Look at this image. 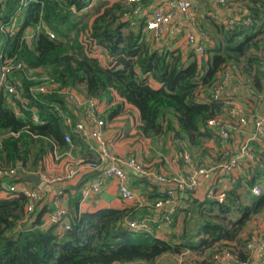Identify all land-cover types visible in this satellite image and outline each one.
<instances>
[{"label":"trees","instance_id":"trees-1","mask_svg":"<svg viewBox=\"0 0 264 264\" xmlns=\"http://www.w3.org/2000/svg\"><path fill=\"white\" fill-rule=\"evenodd\" d=\"M248 2L238 24L229 26L228 18L219 26L211 23L219 38L209 37L206 60L200 61L191 48L183 57L178 50L146 41L139 27L132 29L122 21L125 9L116 2L100 3L79 14L69 7L77 12L84 0H4L0 26L7 25L17 11L19 16L13 36L0 32V56L22 63L26 73L14 69L6 80L21 92L23 101L15 105L22 117L15 115L0 91V164L16 173H33L54 147L65 146L62 137L67 128L59 113L71 114L67 103L56 94L29 95L28 88L38 81L28 80L27 72L46 75L60 88L103 105L117 99L107 109L108 120L120 114L123 105L132 107L145 137L172 132L190 145L215 137L206 122L224 113V99L211 100L209 91L223 71L233 68L249 89H264V71L259 69L264 53L262 58L257 54L264 47V0ZM36 23L44 24L53 38L40 30L29 47L21 37ZM254 149L257 165L245 187L258 186V196L248 195L243 205L235 192L239 184L227 192L222 204L204 198L191 201L186 193L178 232L164 238L125 229V221H139L126 209L78 211L79 192L66 199L68 230L57 225L40 229L43 215L53 209L51 203H40L25 218V199L0 185V264H153L162 255L182 252L202 256L196 264H212L211 256L224 249L246 261L241 234L264 210V148L255 145ZM16 181L2 179L0 184ZM147 185L153 192L158 189L156 183L147 181ZM161 196L162 190L150 197L152 203Z\"/></svg>","mask_w":264,"mask_h":264},{"label":"built area","instance_id":"built-area-1","mask_svg":"<svg viewBox=\"0 0 264 264\" xmlns=\"http://www.w3.org/2000/svg\"><path fill=\"white\" fill-rule=\"evenodd\" d=\"M4 0H0V5ZM84 5L76 12L74 6L69 7L71 13H86L90 12L95 6L100 3H118L125 9L121 19L123 22L132 28H140L141 33L146 41L157 43L165 31L167 35H173L178 32L179 27L176 24L177 19L192 21V3L190 0H84ZM236 0H216L217 6L227 8ZM19 11L9 20L7 25L0 26V32L13 36L18 30ZM233 24L232 21H227ZM247 25L248 22H242ZM195 26V25H194ZM193 26V27H194ZM167 29V30H166ZM46 32L49 38H53L46 26L42 23H36L34 27L24 30L21 39L30 47L34 37L39 31ZM200 36L206 40L205 33ZM183 40L186 45H194V54L200 61L206 60V46L195 43V34L187 32ZM19 70L24 73L25 66L13 59L0 56V91L5 94L6 103L14 109V113L18 117H22L21 112L15 105L16 101L22 102L21 92L14 86L7 83V77L12 70ZM28 80H37L38 84L28 88V94L33 96L36 94L50 95L56 94L67 103L71 114L60 112L59 115L63 121V125L67 128L64 131L62 141L65 145L72 144V136L81 140L88 147L94 145L98 148L97 163H90L92 169L100 168V178L102 180L113 179L116 183L117 196L123 201H133L134 194L130 191L127 185V176L125 171L137 175L139 178L151 179L155 183L163 187L161 198L152 204V208L156 212V219L145 221H126L123 227L128 231L138 233L154 234L150 224H154L156 229H168L172 225L174 216L176 215L178 202L184 197V194L190 195L204 189L203 198L207 201H213L217 204L224 203L226 199L225 191L227 187H231L236 182V173L242 169H247L257 163V158L254 152L249 147V142L260 143L264 138V114L257 115L253 118L252 132L248 135L245 141L240 144L238 152L234 155H229L227 149L228 135L230 133L240 134L246 127V119L243 116L244 111L228 106V83L232 74L228 70L223 71L218 81L215 83L212 90L209 91V98L217 101L220 97L224 99L225 111L223 114L216 116L214 119L206 122L208 128L218 125L217 138L222 150L210 163L209 157L206 154L198 155L194 159L188 150L186 139L180 138L175 141V149L172 155V161L176 164L182 163L183 174L179 177H165L156 173L150 167L138 163L133 158L115 159L106 147L103 139L102 129L104 122L100 118L98 111L97 100L87 98L79 94L77 91L70 88H60L56 83L46 77L32 76L27 72ZM231 75V76H230ZM258 103L264 106V89L256 96ZM25 103V102H24ZM22 103V104H24ZM227 104V106L225 105ZM31 119L36 122V119L31 115ZM1 141V140H0ZM110 161L109 166L100 167V163ZM78 162H82L81 160ZM75 165H66L62 174L57 176H48L44 172L25 173L27 175H36L40 181L39 187H33L29 183H24L18 180L16 169L5 168L0 164V180L2 179H17L16 182L10 184H0L2 190L13 195L22 196L25 199L23 211L25 218L31 214L35 207L42 202L44 197V187L53 186L63 183L71 179L76 174ZM24 174V173H22ZM217 175V179L210 183L211 179ZM99 182H93L89 185L82 186L79 190L81 198H86L89 194H97L99 191ZM260 188L256 185L248 189L246 196H258ZM65 201L60 194H56L51 200L53 209L47 213L41 220L38 226L40 229L47 228L51 225H57L60 229L66 231L69 229L70 216L65 207ZM256 244L260 247L264 246V233L258 230H253L245 238V249ZM213 264H247L246 261H238L236 257L228 250L214 253L211 256ZM264 264V260L261 262Z\"/></svg>","mask_w":264,"mask_h":264},{"label":"crops","instance_id":"crops-1","mask_svg":"<svg viewBox=\"0 0 264 264\" xmlns=\"http://www.w3.org/2000/svg\"><path fill=\"white\" fill-rule=\"evenodd\" d=\"M203 1L205 2V8L209 13L208 16L204 14L203 17L209 18H206V20L203 19L199 27L196 22H193L194 24H192L188 21L177 19L176 24L179 27L178 32L173 35H167V31H165V33L160 38H158L157 45L163 44L165 48L170 51L173 49L178 50L179 53L183 57H185L190 48L194 51V45H189L190 48H185L186 44L183 40V37L187 32L195 34V43L201 42L200 44L209 46L211 45V42L209 40L210 36H212L213 39L219 38L218 32H216V29L211 26V23H213L215 26H219L222 25L228 18V22H233L232 25L228 23L229 26L238 24L237 19L239 18L241 13H246V6L249 5L248 0H236L235 2L230 4L228 8H220L219 6H217L216 0ZM202 30H204V33L207 36L206 40L200 36ZM263 53L264 47L263 49L259 50L257 54L260 56V58H262ZM259 67L261 71H264V59H262L259 63ZM228 72L229 74H232V76L230 75L231 79L227 87L228 100L226 102L228 103V106H234L244 111L243 116L246 119V127L242 133L236 134L232 132L228 135L227 145H225L224 147L227 149L228 154L231 156L238 152L240 144H242L248 137V135L252 132L253 118L257 115L264 114V106L258 103V98L256 97L262 90L254 91L252 89H249V87L246 86L244 79L239 75L238 71L234 70L233 68L228 67ZM154 87L156 86L154 85ZM199 100L202 101L201 96H199ZM115 102L110 105H103L97 100L100 118L104 122V127L102 129L103 139L110 155H112L115 159L133 158L138 163L150 167L153 171L165 177H179L183 174H186V172H183V166L181 162L175 164L172 161V155L174 153L176 141V137H174L173 133L166 132L162 135L154 137H145L141 133L138 134L137 128L139 127L140 122L137 112L132 107L126 104L123 105V110L120 114L108 120L107 109ZM225 105L227 106V104ZM125 120H127L126 124ZM170 121L173 125L174 120L171 117ZM126 128L128 129L125 130ZM210 128L214 130L215 137L211 139H205L197 145H190L188 144V142L187 144L188 150L193 155L192 157L194 159H197L199 157L198 155L206 154L209 157L210 163H213V160L222 150V148L220 147L217 138V131L219 129V126L214 125ZM133 134H138V138H140L141 141L140 144L136 143L135 140H131V145L129 146L127 144H124L123 138H131V135ZM162 138H164L166 141L163 142ZM162 145H164L165 148L162 147ZM248 145L254 152L255 156V145H257V147L259 148H264V144L262 141H260V143L251 141ZM153 147H155V151H152ZM164 149H168L166 155L163 154ZM97 156L98 148L95 145L93 147H88L77 139H72V144L70 146L65 145L62 148L54 147L52 153L44 157L43 161L40 163V168L37 169L36 172L41 171L47 173V175H60L63 173L66 165L68 164L78 167H76V174L71 179H68L58 185L47 186L48 190L44 191V197L41 204L51 203L52 206L51 200L56 194L59 193L62 199L66 200L68 196L72 197L73 195L78 194L82 186L89 185L93 182H99L100 187L97 194H89L86 198H79L78 211L91 212L96 209L102 208L126 209L129 210V214L131 215V218L133 220L145 221L156 219V212L151 207L152 200L150 197H152L155 193H160L162 187L156 184L158 189H156V192H153L147 185V181L154 183L152 180L140 179L137 175L131 173L130 171H125L127 176V185L130 191L134 194V200H120L117 196L115 181L113 179L102 180L100 178L101 169H92L89 166L90 162H97ZM80 160L82 161L81 163L78 162ZM109 165L110 161H104L100 163V167ZM256 165L257 163L254 166H250L247 169H242L241 171L237 172L236 182L231 187H227L225 195L227 196V192L232 190L237 184H239V188L237 187L235 192L238 195L240 202L243 205H246L248 202V200L246 199L248 188L245 187V182L249 178V173L256 167ZM216 179L217 175L211 179L210 183H213ZM203 192L204 189L195 192L191 195L193 198H191L190 200L197 202L196 199H202ZM184 198L185 197H183L182 199ZM182 199L177 203L178 212L176 213L174 217L175 220L172 222L170 228L158 230L152 223L150 224L154 233L152 235L157 238H164L168 234L178 232V229L181 225V210L186 207V203ZM45 215H43V217ZM58 229L60 228L58 227ZM253 230H258L264 233V210L247 224L244 232L241 234L242 239H244L245 241V238ZM184 256H186L188 262H192L193 264H196L197 261L203 259L202 256H198L193 253L182 252L180 255H162L153 264H172V262L175 263L176 261L177 264H179L178 261L180 262L181 259H184ZM263 260L264 246L260 247L256 244H253L250 249L247 250L246 263L261 264Z\"/></svg>","mask_w":264,"mask_h":264},{"label":"rangeland","instance_id":"rangeland-1","mask_svg":"<svg viewBox=\"0 0 264 264\" xmlns=\"http://www.w3.org/2000/svg\"><path fill=\"white\" fill-rule=\"evenodd\" d=\"M191 1V3H192V9H191V11H192V21L193 22H196L197 23V25H198V27H199V25H200V23H201V21L203 20V19H205V17H203L204 16V14H206L207 16H208V11H207V9L205 8V2L203 1V0H190ZM195 20V21H194ZM194 24V23H193ZM203 24H204V22H203ZM201 27V26H200ZM202 33H204V30H202ZM185 42V41H184ZM186 44V43H185ZM185 48H190V46H188V45H186L185 46ZM98 54L102 57V53H100V52H98ZM40 76V75H39ZM38 76V77H39ZM43 77H46V75H42ZM41 76V77H42ZM126 122H127V120H125V124H126ZM128 128H126L125 130H127ZM138 130V134H140L141 133V131H140V129H139V127L137 128ZM124 130V131H125ZM138 134H133V135H131V138H126V137H124L123 138V142H124V144H127L128 146L129 145H131V140H135L136 141V143H138V144H140V138H138ZM162 140H163V142H165L166 140L164 139V138H162ZM154 145H155V142H154ZM162 147H164V145H162ZM161 147V148H162ZM165 148V147H164ZM168 150V149H167ZM167 150L166 149H164V151H163V154H167ZM152 151H155V147H153L152 148ZM135 154V153H134ZM45 174H47V173H45ZM48 176H57V175H48ZM175 219H173V221H174ZM184 259H181L180 260V262L178 261V263L180 264H193L192 262H188L187 261V259H186V256H184L183 257ZM164 261H166V260H164ZM176 261V260H175ZM176 264H177V261L175 262ZM174 262H172V264H175Z\"/></svg>","mask_w":264,"mask_h":264},{"label":"water","instance_id":"water-1","mask_svg":"<svg viewBox=\"0 0 264 264\" xmlns=\"http://www.w3.org/2000/svg\"><path fill=\"white\" fill-rule=\"evenodd\" d=\"M17 178L21 182L31 184L33 187H39L40 186V181L38 180L37 176L24 175L22 173H18ZM45 190H48V187H45L44 191Z\"/></svg>","mask_w":264,"mask_h":264},{"label":"clouds","instance_id":"clouds-1","mask_svg":"<svg viewBox=\"0 0 264 264\" xmlns=\"http://www.w3.org/2000/svg\"><path fill=\"white\" fill-rule=\"evenodd\" d=\"M198 44H200V43H198ZM194 52V51H193ZM196 56V55H195ZM83 96V95H82ZM177 139V138H176ZM97 163V162H96ZM41 172V171H40ZM25 173H28V172H25ZM24 173V175H27V174H25ZM30 173V172H29ZM33 173H35V172H33ZM34 176H36V175H34ZM140 179H143V178H140ZM151 180V179H150ZM154 182V181H153ZM155 183V182H154ZM157 184V183H156ZM157 185H159V184H157ZM160 186V185H159ZM47 187V186H46ZM162 187V186H161ZM45 188V187H44ZM162 193H163V187H162ZM161 198V197H160ZM158 200V199H157ZM155 202V201H154ZM153 204V203H152ZM152 204H151V207H152ZM153 209V208H152ZM154 210V209H153ZM155 211V210H154ZM177 212H178V210H177ZM176 212V213H177ZM175 217V216H174Z\"/></svg>","mask_w":264,"mask_h":264}]
</instances>
